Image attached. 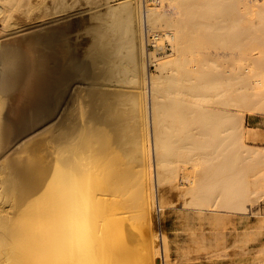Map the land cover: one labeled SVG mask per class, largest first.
<instances>
[{"label":"bare ground","instance_id":"obj_1","mask_svg":"<svg viewBox=\"0 0 264 264\" xmlns=\"http://www.w3.org/2000/svg\"><path fill=\"white\" fill-rule=\"evenodd\" d=\"M85 2L0 0V264H264V0Z\"/></svg>","mask_w":264,"mask_h":264},{"label":"rangeland","instance_id":"obj_2","mask_svg":"<svg viewBox=\"0 0 264 264\" xmlns=\"http://www.w3.org/2000/svg\"><path fill=\"white\" fill-rule=\"evenodd\" d=\"M82 1V2H81ZM86 0H80V3L79 4H81L82 6H80L79 4H77L76 6H77V8H76V6L74 7L75 8V10L74 9H72L71 10V17H72V19L75 21V22H77V32H79V38H80V40L82 41H80V43H84L82 46L83 47H85L86 45H87V40L89 39L88 37H89V35H88V33L86 32L87 30H85L86 29V27H87V24H86V22L88 21V19H89V15L88 14H86V12L85 11H87L88 9H86V8H84V6H85V4H86V2H85ZM69 2H71V0H69ZM84 4V5H83ZM83 12V13H82ZM84 14V15H83ZM83 20H85V21H83ZM89 22V21H88ZM86 25V26H84V25ZM83 25V26H82ZM84 28V29H83ZM82 29H83V31H82ZM83 33H84V35H83ZM86 33V34H85ZM82 35H83V37H82ZM86 36V37H85ZM84 41V42H83ZM81 46V47H82ZM148 50H149V52L151 51V52H154L155 51V47L154 46H149L148 47ZM163 51L162 50H159L158 52H157V54L159 55V56H163ZM147 69H148V71L150 72V73H156V69H155V67L154 66H152V65H150V64H148V66H147ZM249 116H251V115H249ZM252 116H259V115H252ZM260 117H263V116H260ZM182 182V181H181ZM253 211L254 212H262V213H264V196L259 200V201H257L255 204H254V207H253ZM240 217H243L244 219H246L247 217H249V216H246V217H244V216H240ZM167 218V219H166ZM184 220H182V219H176L175 218V216L174 215H171V214H166L165 215V217H164V219H163V223H162V226H163V228H164V231L166 232V233H168L167 235H169V239L171 240V251L173 252H171L172 254H171V257H170V259H171V261H170V263L168 262V264H174V262H176L175 264H189L190 262V264H214V262H216V261H221V260H225V261H227V262H231V261H237V260H239V259H245V258H249V257H254L255 255H254V253H248V249L246 248V251L247 252H244V253H233L232 251L233 250H231L230 251V253H231V255H229V257H225L224 256V254H222V252H219V253H217V254H214V253H212L211 254V252H209V253H204V251H203V254L202 253H200V252H198V256H197V252H191L190 254H191V257L188 255V257H186L185 258V255H184V253L182 254V251L181 250H183L182 248L184 247V244L186 245V243L189 241V235H188V233L185 231V230H187L186 228H187V226H185L186 224H185V222H183ZM183 224H185V225H183ZM193 226H191V228H193L196 232H198L197 234H196V238H197V236H199L200 235V233H201V229H202V227H199V223H194V224H192ZM207 227V228H206ZM204 229H203V231H202V233L206 236V237H208V236H210V233H208V232H210L209 231V228H208V226L207 225H204V227H203ZM197 230H199V231H197ZM200 232V233H199ZM208 233V234H207ZM207 234V235H206ZM186 237H187V239H186ZM198 239V238H197ZM178 243V244H177ZM192 244V245H191ZM176 245H178V246H180V248H177L176 247ZM181 245H183V246H181ZM190 245L192 246V249H193V247L195 248V246L196 245H194V243H190ZM194 245V246H193ZM186 247V246H185ZM251 248H255V247H251ZM177 252L179 253V254H177ZM181 253V254H180ZM199 253L201 254V255H199ZM194 254H196V257H195V255ZM205 254V255H204ZM249 254V255H248ZM250 254H251V256H250ZM182 255H184V256H182ZM241 255H245V256H241ZM180 256V257H179ZM208 256V257H207ZM218 256H221V257H218ZM236 257V258H233V257ZM226 259H225V258ZM222 258V259H221ZM201 259V260H200ZM208 261H207V260ZM217 259H219V260H217ZM187 262H186V261ZM210 260H212V261H210ZM199 261V262H198Z\"/></svg>","mask_w":264,"mask_h":264},{"label":"crops","instance_id":"obj_3","mask_svg":"<svg viewBox=\"0 0 264 264\" xmlns=\"http://www.w3.org/2000/svg\"><path fill=\"white\" fill-rule=\"evenodd\" d=\"M246 123L251 127L260 128L264 131V118L260 116H248L246 119ZM258 144L257 142H255ZM250 144H254V142H250Z\"/></svg>","mask_w":264,"mask_h":264},{"label":"built area","instance_id":"obj_4","mask_svg":"<svg viewBox=\"0 0 264 264\" xmlns=\"http://www.w3.org/2000/svg\"><path fill=\"white\" fill-rule=\"evenodd\" d=\"M148 3H152V0H148Z\"/></svg>","mask_w":264,"mask_h":264}]
</instances>
